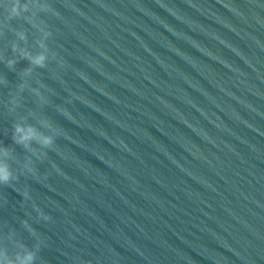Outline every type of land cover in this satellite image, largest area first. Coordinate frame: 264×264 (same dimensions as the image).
<instances>
[{"label": "water", "instance_id": "obj_1", "mask_svg": "<svg viewBox=\"0 0 264 264\" xmlns=\"http://www.w3.org/2000/svg\"><path fill=\"white\" fill-rule=\"evenodd\" d=\"M6 2L0 149L17 179L0 185V247L39 238L36 264H264V0H39L54 12L13 20ZM41 41L43 68L13 50ZM45 121L52 148L15 143L16 124Z\"/></svg>", "mask_w": 264, "mask_h": 264}, {"label": "clouds", "instance_id": "obj_2", "mask_svg": "<svg viewBox=\"0 0 264 264\" xmlns=\"http://www.w3.org/2000/svg\"><path fill=\"white\" fill-rule=\"evenodd\" d=\"M29 2L35 3V6L38 7L42 11L54 12V9L51 8L48 3H40L39 0H24L22 3L21 0H9L3 4L4 10L6 12V18L8 20L18 19L24 16L25 13L29 11ZM29 19H31L29 17ZM45 39L51 35V32L45 31L41 29ZM17 35L21 40L26 39L25 34L23 32H17ZM41 47L45 48V52H41L39 54L33 55L26 49H20L17 45H13V50L18 51L23 58L29 60L30 64L36 67H46L48 61L47 49L44 45L43 41H41ZM53 59H56L55 53L52 54ZM15 60H8L7 64L9 67L14 66ZM31 73V69L25 71V75H29ZM24 85H21V89H23ZM36 95L39 97L40 101L45 103L46 98L40 93L38 89H33ZM15 103V100L13 101ZM45 126L49 129V135H45L40 133L35 127L31 125H22L16 124L14 129L13 139L15 143L23 145L24 147H30L31 143L35 141L44 149H50L54 146L56 142V137L60 135V128L55 126L53 122L45 121ZM46 155V153L37 154V158ZM10 151L7 148L0 149V185H9L12 181L16 180L17 177L12 172L9 164L6 162L3 157H9ZM28 172L31 174H35L36 169L31 166H26ZM26 199L30 198L27 191L23 193ZM39 211V210H38ZM40 216L44 220H49L51 217L45 215L43 212H40ZM25 227L28 228L30 232L35 235L34 229L31 228L30 225L25 222ZM17 248L19 249L14 255H9L7 249L4 247H0V264H36L37 253L40 250V242L38 238V243L32 249L28 248L22 243H17Z\"/></svg>", "mask_w": 264, "mask_h": 264}]
</instances>
